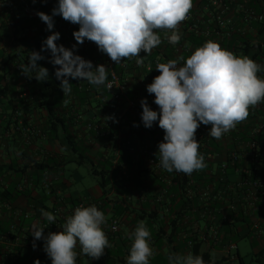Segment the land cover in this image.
<instances>
[{
	"label": "crops",
	"instance_id": "1",
	"mask_svg": "<svg viewBox=\"0 0 264 264\" xmlns=\"http://www.w3.org/2000/svg\"><path fill=\"white\" fill-rule=\"evenodd\" d=\"M41 1L0 0V264H34L37 259L40 264H51L43 250V240L35 241L37 247L33 249L32 231L37 226L45 227V235L61 231L66 217L81 202L84 206L95 205L105 213L107 222L103 230L112 247L105 249L99 260L80 254L76 264H126L131 244L126 233L141 220L146 221L152 232L156 254L151 264H167L168 252L192 253L188 243L192 234L199 241L203 225L199 223L197 231L191 219L182 225L172 223L175 215L171 216L170 202L166 195L158 194L152 182L153 171L146 165L144 151L154 141L152 136L144 134V142H137L131 171L124 165L116 172L120 139L124 140L126 130L119 131L115 140L99 142L86 129L88 123H98V118L75 108L72 112L63 108L60 118L64 124L52 132L47 127L46 113L33 107L30 95L33 86L21 74L16 57L26 56L22 51L32 47L31 40L42 34L45 23L39 24L35 13ZM200 1L195 0L191 11L203 17ZM49 5L53 9L52 4H44L41 11L48 14ZM179 30L183 34L181 25ZM161 37L162 43L154 49L164 47L163 32ZM183 38L182 35L181 41ZM169 54L165 51L164 55L170 58ZM86 166L94 176L93 169L108 171L104 188L98 181L91 188L80 187L83 179L80 168ZM165 173L163 170L158 176ZM137 183L140 185L135 186ZM41 208L56 216L55 224L48 225ZM114 221L118 223L117 232L110 230ZM255 224L257 230L253 228ZM238 231L243 236L248 234L246 239L253 246V259L247 264H264V197L252 210V227L248 230L243 226ZM201 252L209 253L214 260L220 257L219 248L210 243L201 242ZM240 257L242 262L238 258L237 264H246Z\"/></svg>",
	"mask_w": 264,
	"mask_h": 264
},
{
	"label": "clouds",
	"instance_id": "2",
	"mask_svg": "<svg viewBox=\"0 0 264 264\" xmlns=\"http://www.w3.org/2000/svg\"><path fill=\"white\" fill-rule=\"evenodd\" d=\"M192 7L193 0H57L51 15L36 12L51 34L42 42L41 50L31 51L27 63L19 66L21 74L37 82L48 80L49 70L37 63L48 59L55 66L54 75L60 81L64 97L72 91L69 78L110 89L109 68L103 64L94 66L92 61L77 55L76 44L70 49L56 43L60 33L53 31V18L61 16L66 22L79 25L73 32L77 44L82 45L87 39L114 64L135 59L143 67L145 57L162 43L161 32L174 46L181 41L179 25ZM45 51L50 52V58L42 54ZM141 52L146 55L142 57ZM155 69L160 74L146 90L154 95L158 111L143 98L141 119L145 128L158 122L163 130V140L158 143L155 155L159 166L169 173L192 175L207 168L196 139L201 124L210 125L208 135L219 140L247 120L250 108L264 103V78L258 77L264 65L246 55L237 56L222 49L212 40L187 58L157 63ZM40 213L48 225L56 223L52 212L41 208ZM106 222L107 216L97 206L81 205L66 217L61 231L45 235V227H35L31 234L33 249L37 247L35 241L43 240V250L51 264H76L80 254L99 260L105 249L112 247L103 230ZM126 236L131 242L126 264H151L156 253L146 221H139ZM166 257L167 264H205L201 255L191 252H168ZM34 264L40 261L37 259Z\"/></svg>",
	"mask_w": 264,
	"mask_h": 264
},
{
	"label": "trees",
	"instance_id": "3",
	"mask_svg": "<svg viewBox=\"0 0 264 264\" xmlns=\"http://www.w3.org/2000/svg\"><path fill=\"white\" fill-rule=\"evenodd\" d=\"M205 1L206 0H201L200 5H203ZM194 2L195 0H193V3ZM41 4L42 5L40 6V9H37L35 13L37 11H41L44 8V4H52V6L55 7L57 0H46V2L42 0ZM260 4H264V0H247V8L251 10L253 8L258 13H264V6L261 7ZM48 7L49 9H47L46 12L51 15L52 9H50V5ZM53 19L55 21L53 31L60 33V39L56 41L58 45L62 44L66 48L71 49L72 46L76 44L77 47L74 49V51L77 55L82 56L86 60L92 61L94 66L104 64V61L99 59L100 57L98 56V53L100 51L95 43L86 39L82 45H79L75 41L73 32L79 29V25L69 22L63 24L62 21L64 19L61 16H55ZM38 22L39 24L41 22L39 17ZM252 29L261 33L262 30H264V24L251 22L250 30L252 31ZM50 34L51 33L47 30L46 24H44L42 34L39 36V38L31 40V42H33V46L28 48L26 51H22V53H24L26 56L19 55L16 57L18 60V66L27 63V57L30 54L26 53L33 50L40 51L42 42ZM187 41L193 44L195 49L202 46L201 44L203 43L202 40H199L192 35L188 36ZM220 45L222 49L229 50L237 56L246 55L251 59H254L255 55L257 54V52L254 53L256 49L254 46H252V34L249 33L245 36L235 33L230 38L224 39ZM169 49L170 47L164 48L166 53L170 52ZM42 54L49 58L51 55L50 52L47 51L43 52ZM156 56L157 52L153 53L147 58L148 60H152ZM170 58L173 57L170 55ZM134 60L135 59L125 60V67H128L126 74L130 75L131 79L134 80L133 87H135L137 91H141V95H137L138 97H134V95L130 96V98L135 100L137 98L135 112L133 114L126 115L122 124L114 125L111 129L110 136L106 138H99L95 135V133L92 134L99 142H109L110 140H115L117 138L119 131L126 130V137L124 140L120 139L121 146L116 162V172L120 171V168L124 165H126V169L128 171H131V164L133 163V160L136 156L135 151L137 150L136 148L138 143L142 142L145 137L141 132L145 131V127L141 126L138 120V114H142L140 102L143 98H146L149 106L151 107L154 105L153 101L155 99L154 95L149 94L146 88L139 87V82H143L145 86H147L152 82L156 72L145 74L141 69L135 68L140 66H138ZM37 63L49 70V79L44 82H37L34 78L30 79V84L33 86L30 95L33 99V107L42 109L46 113L47 127L49 130L56 132L58 125L64 124V120L60 118V110L63 108L70 109L69 112H72V109L75 108L78 111L80 110L79 112L82 114L84 112L88 114L91 113L94 118H98V123L102 121L101 114L105 113L106 109H108V107L111 105L102 103L97 98L100 88L90 85L86 80L80 81L69 78L70 83L73 84L72 91L69 96L64 97L60 88V81L57 80L54 75L55 66L49 63L48 59L37 61ZM113 67H115V71H117L118 74L122 73V71H120L118 68L120 67V64L116 65L113 63ZM133 68L135 69V72H132ZM81 87L88 88V91H81ZM65 101H67V103H65ZM262 117H264V104L260 103L257 106L250 108V114L246 121L238 124L234 130H231L219 140L212 137L201 138L198 132H196V139L200 144L199 152L203 155L208 153L214 156L211 160L214 164H208L207 168L201 171H194L192 175H185L175 171L169 173L166 171L164 176H158V174H161L163 169L158 172L153 171L154 179L152 182L156 185L158 194L167 196L166 198L170 202L168 208L170 211H172L171 216L175 215V219L172 221V223L182 225L187 219H199L198 215L196 217L195 212H200L201 209H206L207 211V216L205 215L203 220L206 222L205 218H208L212 212L222 210L223 216L220 215V213L216 215L220 223V238L222 242L221 246L230 243L236 244L237 240L248 237V234L243 236L240 233L241 231L238 230H240L243 226L248 230L252 227V210L256 208L257 202L255 203V207L250 209L245 198V193L248 190L253 191L252 187L247 186L240 189L237 187V185L240 183L242 184L245 181L252 183L255 178L264 180V131L258 130L257 132H253V129L258 128V122ZM138 129H140V131H138ZM163 136L164 134H161L159 137L160 139H154V141L151 143L158 144L163 140ZM127 141L131 142L134 146V152H131L127 147H125ZM252 143H256L258 145V150L254 151V154L258 157H252V151H249L248 149V146ZM238 146H243L244 151H241ZM108 160L109 159L107 158L105 162L107 163ZM221 165L224 167L221 168ZM110 167L111 164H109L108 168ZM92 172L95 174V176L100 178L98 182L100 186L104 188V182L107 181L106 172L108 171H97L93 169ZM190 178L196 181V183H201L203 186H206V188L212 187L214 194H216L219 190H223L222 196H220V199L218 200L209 199L207 201L208 206H203V204L199 203L197 198H190L185 194V187ZM164 179H166V181H163ZM139 185L140 184L138 183L137 185L135 184V186ZM192 190H194V187H192ZM260 192L261 191L258 189L255 190L257 201L261 197ZM161 201L162 200L159 197L158 202ZM233 204L235 205V208L230 209L229 206H232ZM224 216L227 219L226 221H222ZM190 242L193 244L191 249L192 253L201 255L205 261V264H221L220 259L214 260L209 255V253L201 252V241H198L194 234H192ZM251 247L253 248V246ZM236 254L239 260L242 262L238 251Z\"/></svg>",
	"mask_w": 264,
	"mask_h": 264
},
{
	"label": "built area",
	"instance_id": "4",
	"mask_svg": "<svg viewBox=\"0 0 264 264\" xmlns=\"http://www.w3.org/2000/svg\"><path fill=\"white\" fill-rule=\"evenodd\" d=\"M260 6L262 7L264 6V4H260ZM202 7V12L204 14L203 17H199L196 13L190 10L187 18L180 23L183 28V41H180L177 45L174 46L169 43L167 39H165L163 43L164 47L162 48V50H152L150 55L157 52V56L154 59L148 60L147 57L150 55H147L144 59L143 67L140 66L135 68L141 69L145 74L156 72L155 76H157L160 74L159 71L155 69L157 63H166L168 60H171L166 55H164V48L170 47L169 50L171 56L173 57L172 59L179 60V58L181 57L187 58L195 50L193 44L187 41L189 35L202 40L203 43L201 45H203L208 40H212L220 44L224 39L230 38L235 33L241 36H245L248 33L252 34V46H254L256 49L254 53L257 52L253 60L260 65H264V30H262L261 33L254 29H252V31L250 30L251 22L264 24V13H258L253 8L252 10L247 8V0H206L203 3ZM140 55L143 57L146 55V53L141 52ZM98 56L100 57L99 59L104 61V65L109 68V82L111 84V88L109 89V87L107 86H101L97 98L102 103L111 106L106 109L105 113L101 114L102 121L100 123H90L87 125L86 129L92 133H95V135L99 138H106L110 136L111 129L114 125L121 124L120 122L124 120L126 115L133 114L135 112L137 98L135 100L130 98V96L134 95V97H138L137 95H141V91L139 92L135 87H133L134 80L131 79L130 75L126 74V71H128V67H125V61L120 63V67L118 68L120 69V71H122V73L118 74V72L115 71V67H113V62L106 54L99 52ZM180 62L183 63V61ZM132 72H135L134 68L132 69ZM258 77L264 78V71L258 73ZM139 87L146 88L143 82H139ZM80 90L88 91V88L81 87ZM151 108L158 111V107L155 103L153 106H151ZM109 117H112V119H108ZM138 120L140 122V125L144 126L142 123L141 114H138ZM210 127V125L205 126L201 124V126L197 130L199 136L201 138L210 137L208 135ZM257 127L258 128L253 129V132H257L258 130L264 131V117L259 120ZM138 131H140V129H138ZM141 132L143 135L145 134L152 136L154 139H160V135L164 134L163 130L159 128L158 122L154 123L151 128H145V131ZM125 147H127L131 152L135 151L134 146L129 141H127ZM238 148L241 151H244L243 146H238ZM248 149L249 151H252V157H258L254 154V151L258 150V145L256 143L250 144L248 146ZM157 151V143H149L148 145H146L144 151L146 165L150 168V170L154 172L162 170L155 155ZM204 157L207 165L210 163L214 164L213 161H211L214 157L212 154H204ZM220 167L222 168L224 166L221 165ZM247 186H250L253 189V191L248 190L245 193L248 207L252 209V207H255V203L257 202V195L255 193V190H260V196L264 197V180L255 178L252 183L245 181L244 183H240L237 185V187L240 189ZM192 187H194V190H192ZM185 188L186 196L190 198H197L199 203L203 204V206H208L207 201L209 199L218 200L223 194V190H219L216 194H214L212 187L206 188V186H203L201 183H196V181L192 180V178L189 179ZM81 205L84 206V203H79L78 205H76V207H79ZM229 208L234 209L235 205L233 204L232 206H229ZM206 212V209H201L200 212H195L198 215L199 219H191L194 224V230L198 231L200 229L198 225L199 223H202L203 225L202 231L199 232V241L208 244L210 243L213 246L219 248V259L221 261V264H237L238 257L236 254V244L230 243L221 246L222 242L220 238V223L216 215L220 213V215L223 216V211H215L210 215L208 213L209 217L205 218L206 222H204V217L205 215L207 216ZM226 220L227 219L224 216L222 221ZM253 228L257 230L258 226L255 224ZM110 230L111 232H117L118 223L116 221L112 223ZM188 246L189 249H192V242H189Z\"/></svg>",
	"mask_w": 264,
	"mask_h": 264
},
{
	"label": "rangeland",
	"instance_id": "5",
	"mask_svg": "<svg viewBox=\"0 0 264 264\" xmlns=\"http://www.w3.org/2000/svg\"><path fill=\"white\" fill-rule=\"evenodd\" d=\"M80 172L83 176L80 187L91 188L97 183L98 180H100L99 177L94 176L90 173L91 171L89 166L81 167ZM236 245L239 249L240 255L244 259V262L246 264L249 263L250 260L253 259L252 247L249 243V240H247L246 238H242L240 240H237Z\"/></svg>",
	"mask_w": 264,
	"mask_h": 264
}]
</instances>
